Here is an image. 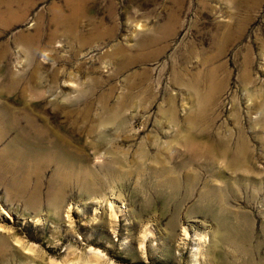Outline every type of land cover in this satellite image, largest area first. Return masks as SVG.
Segmentation results:
<instances>
[{"label": "rangeland", "instance_id": "rangeland-1", "mask_svg": "<svg viewBox=\"0 0 264 264\" xmlns=\"http://www.w3.org/2000/svg\"><path fill=\"white\" fill-rule=\"evenodd\" d=\"M0 14V133L78 157L0 140V264H264V0Z\"/></svg>", "mask_w": 264, "mask_h": 264}, {"label": "bare ground", "instance_id": "bare-ground-1", "mask_svg": "<svg viewBox=\"0 0 264 264\" xmlns=\"http://www.w3.org/2000/svg\"><path fill=\"white\" fill-rule=\"evenodd\" d=\"M6 9H8V8H6ZM5 11L9 15L11 14V10H9V11L5 10ZM79 26H78V24H76L74 22V24H71V25H69L68 28H66L67 29L66 31H67V33H69V35L71 34V36H72V34L74 35L77 33L76 29ZM0 60H2V59H0ZM38 76L39 75L35 76V78H38ZM39 77L42 78L41 76H39ZM35 82H36V80H35ZM36 86H38V84H36ZM39 87H41V86H39ZM25 93H26V87L24 88L23 93L21 94V97L25 96ZM3 120H5V119L3 118ZM25 121H26L25 126H23L22 129L17 130L16 132L14 131L15 130V128H14L15 127V121H10L13 123H9V126L7 125L6 127H4V131L3 132L1 131V133H0L1 134L0 140L7 137V135L9 136V134L13 135L12 146H14V147H11V155L18 157L17 161L21 162L22 164H27L28 162H33V160L35 158L32 155L31 151L39 150L40 152L41 151H43V152H54V153H56V157L59 154V157H61V160L63 162H71V164H76V161H78V157L74 154H71V151L67 150L66 147H64V146L63 147H59V146L49 147V145H47L48 141H49V137L47 136V135H49V131H48L49 128L46 127L45 123H39V122H37V120H34L33 118L30 119L28 117H26ZM13 128H14V130H13ZM24 130H31L34 133V135L30 136V135L26 134ZM20 146L26 148V150H25L26 154L21 153V150H19ZM53 158H55V157H53Z\"/></svg>", "mask_w": 264, "mask_h": 264}]
</instances>
